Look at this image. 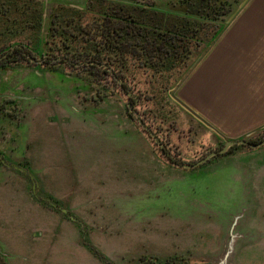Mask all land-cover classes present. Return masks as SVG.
<instances>
[{
  "label": "rangeland",
  "instance_id": "obj_1",
  "mask_svg": "<svg viewBox=\"0 0 264 264\" xmlns=\"http://www.w3.org/2000/svg\"><path fill=\"white\" fill-rule=\"evenodd\" d=\"M42 1L46 21L59 4L84 7L87 2ZM158 1L139 0L165 10L179 0ZM43 50L35 49L38 58L32 61L0 68V144L29 116L47 115L57 126L68 122L63 125L67 168L80 181L71 200L64 198V190L60 198L47 193L44 179L55 167L31 163V142L26 141L21 165L34 174L39 196L28 175L3 164L0 189L12 192L14 201L25 192L28 201L52 215L54 226L60 220L55 236L75 231L87 250L82 264H138L142 256L165 264L174 255L188 258L187 264H264V145L239 147L200 167L177 166L173 162L195 163L239 134L226 127L225 136L214 132L176 102L181 81L169 90L177 105H156L148 101L155 97L154 86L146 84H152L148 75L129 74L126 88L117 75L93 76L81 64L58 63L61 69H49L63 57L42 63ZM202 110L216 113L210 105ZM259 137L264 138V129L250 136Z\"/></svg>",
  "mask_w": 264,
  "mask_h": 264
},
{
  "label": "trees",
  "instance_id": "obj_2",
  "mask_svg": "<svg viewBox=\"0 0 264 264\" xmlns=\"http://www.w3.org/2000/svg\"><path fill=\"white\" fill-rule=\"evenodd\" d=\"M241 1L179 0L165 10L139 0H87L81 8L55 6L46 21L42 0H0V68L32 61L38 58L35 49L43 47V60L63 57L47 65L49 69H61L58 63L81 64V69L93 76L117 75L126 88L129 74L148 75L152 84H146L154 86L155 92L148 101L175 106L170 88L182 81L193 62L209 49L222 29L220 22H225ZM99 65L108 67L101 70ZM12 102L11 109L17 110ZM6 108L3 105L1 109ZM239 147L250 146L236 144L226 154ZM211 161L213 158L207 163ZM187 259L174 255L164 263L187 264ZM160 262L158 257L142 256L138 264ZM0 264H9L1 249Z\"/></svg>",
  "mask_w": 264,
  "mask_h": 264
},
{
  "label": "crops",
  "instance_id": "obj_3",
  "mask_svg": "<svg viewBox=\"0 0 264 264\" xmlns=\"http://www.w3.org/2000/svg\"><path fill=\"white\" fill-rule=\"evenodd\" d=\"M243 1L232 18L235 11L220 22L219 35L193 62L175 92L184 106L224 136L228 132L245 136L264 129V0H246L240 7ZM207 105L216 109L215 115L203 112ZM42 115L46 118L29 116L22 125L16 124L0 149L9 162L21 165L24 143L30 141L31 163L55 167L44 179V189L59 198L64 190V198L71 200V190L80 179L67 168L70 157L63 125L69 123L63 121L57 126L56 120L50 122L49 116ZM238 136L230 138L237 140ZM20 193L23 195L14 201L12 192L0 189V248L9 264H82L87 250L80 245L76 232L68 228L71 235L55 236L61 221L54 226L50 213L28 201L25 192Z\"/></svg>",
  "mask_w": 264,
  "mask_h": 264
},
{
  "label": "water",
  "instance_id": "obj_4",
  "mask_svg": "<svg viewBox=\"0 0 264 264\" xmlns=\"http://www.w3.org/2000/svg\"><path fill=\"white\" fill-rule=\"evenodd\" d=\"M245 2H246V0L243 1V3L240 5V7H242ZM236 12H238V11H235L231 15L230 18H232L236 14ZM170 96L174 100H176V98L172 95V92L171 91H170ZM176 102H178L181 106H183L185 110H187L190 114H192L193 116H195V118H197L205 126L210 127L200 117H198L197 115H195L189 108H187L186 106H184L178 100H176ZM141 124H143L144 128H146L150 132V128L142 120H141ZM210 128L212 130H214V128H212V127H210ZM252 134H249L246 138H242V139H239V140H226L225 145L222 148L210 152L205 157H203L202 159L198 160L195 163L173 162V164H175L177 166L185 167V168H195V167L203 166L205 163H207L208 161H210L212 158H215V157H217V156H219L221 154H226L236 144H245V145H248V146H250L252 148H258V147L263 146L264 145V138L261 141H259V142H253V141L249 140L250 139V136ZM163 152L165 154H167V152H166L165 149H163ZM0 158H1V161L3 162L4 165H6V166H8V167H10L12 169L18 170V171L22 172L24 175H26V176L28 175L30 177V179L32 180L33 194H34V196L38 197L39 196L38 195L39 183L36 180L34 174L30 170H28L27 168H25L22 165L9 162L6 158L1 157V155H0ZM55 206L59 207L58 205H55ZM60 209L62 211H64V212L66 211V209H64L62 207H60Z\"/></svg>",
  "mask_w": 264,
  "mask_h": 264
},
{
  "label": "flooded vegetation",
  "instance_id": "obj_5",
  "mask_svg": "<svg viewBox=\"0 0 264 264\" xmlns=\"http://www.w3.org/2000/svg\"><path fill=\"white\" fill-rule=\"evenodd\" d=\"M45 62H48V61L42 60V63H45ZM0 155H1V157L6 158V157L3 155V152L1 151V149H0ZM0 164H3V162L1 161V158H0ZM3 165H4V164H3Z\"/></svg>",
  "mask_w": 264,
  "mask_h": 264
}]
</instances>
